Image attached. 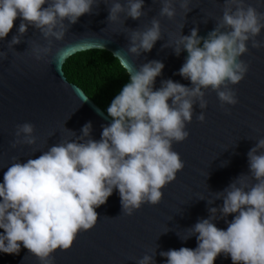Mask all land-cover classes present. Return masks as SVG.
<instances>
[{
  "label": "clouds",
  "instance_id": "1",
  "mask_svg": "<svg viewBox=\"0 0 264 264\" xmlns=\"http://www.w3.org/2000/svg\"><path fill=\"white\" fill-rule=\"evenodd\" d=\"M101 0H0V39L8 36L19 17L17 34L8 42L13 48L22 42L29 25L37 29L46 44L33 42L31 54L44 60L53 52L54 41L65 38L72 24L93 12ZM159 16L173 19L176 0H160ZM108 23L121 22V14L140 19L145 15V0H112ZM191 0H179L187 14ZM44 5H47L44 7ZM67 21V23H66ZM183 29V28H182ZM175 36L163 47L173 48L179 56H188L179 75L191 81V87L166 79L153 90L165 65L152 60L128 70L129 82L107 108L112 123L103 126L101 139L91 138L92 124L82 127V134L51 146L38 158L17 160L7 168L0 183V251L19 254L21 242L40 264H54L57 249L68 250L81 231L92 229L99 219L96 208L105 204L114 189L119 190L122 213L132 215L143 204H159L162 189L176 179L185 167L173 144L183 142L190 133L186 125L194 116V105L208 107L204 89L216 92L221 107L236 105L238 97L231 85L242 81L249 63L241 57L252 48L264 47L258 40L264 29V12L246 0H224L223 15L207 37L198 27L190 35ZM128 52L139 57L150 52L162 39L160 19L153 17L144 30L132 29ZM202 43V46H201ZM63 49L56 56L63 55ZM7 53L0 52V59ZM171 99V103H169ZM196 119L204 122V111ZM30 122L18 124L12 146L34 145L37 137ZM264 138L258 140L248 155L249 173L238 176L222 192L223 204L210 207V216L191 228L198 246L162 251L166 264H214L221 253L233 264H264ZM214 202V201H213ZM213 202L208 203L212 204ZM237 213L227 229L214 223ZM219 214V215H218ZM192 235V236H194ZM191 236V237H192ZM190 238V237H189ZM153 255L145 254L138 264H155Z\"/></svg>",
  "mask_w": 264,
  "mask_h": 264
},
{
  "label": "water",
  "instance_id": "2",
  "mask_svg": "<svg viewBox=\"0 0 264 264\" xmlns=\"http://www.w3.org/2000/svg\"><path fill=\"white\" fill-rule=\"evenodd\" d=\"M107 3L110 5L112 0ZM246 3L264 12V0H246ZM161 6L160 0H145L146 14L140 19L121 14V22L113 24L108 23V5L101 0L91 14L82 15L71 25L63 40L54 41L52 54L44 60H36L31 54L33 42L47 43L31 25L21 43L8 47L21 22L19 17L16 19L8 36L0 39V52L7 53L6 59H0V183L7 168L17 160L26 162L29 158H38L51 146L74 140L70 130L80 136L82 127L91 122V138L98 141L103 126L112 123L113 118L65 75V62L78 52L107 50L119 61L124 59L130 71L133 65L159 60L165 67L156 78L153 90H158L166 79L191 87V81L178 74L187 51L177 56L173 48L163 45L180 35L182 28V35H190L191 29L198 27V34L207 37L223 15L224 0H191L192 10L187 14L176 0L173 19L159 16ZM153 17L161 21L162 39L150 52H143L139 57L129 53L131 30H144ZM257 39L264 41V29ZM248 47L249 51L241 59L249 63V71L242 81L231 85L238 103L226 106L230 113L221 107L216 92L211 89H204L208 100L206 109L201 110L198 104L193 106V120L186 125L189 137L173 144L185 167L162 189L161 202L145 203L132 215H126L122 213L119 190L114 189L107 202L96 208L97 224L88 231H81L70 249H57L53 253L54 264H138L145 254L155 256V264H166L167 258L160 255L162 251L198 246L189 228L208 218L210 207L219 208L223 204L217 192H222L241 174L249 173L247 153L264 138V47L252 48L251 41ZM59 49L64 50L63 55L56 56ZM201 111L206 116L204 122L196 119ZM25 122L35 126L33 134L37 141L34 145L13 147L16 126ZM208 201L214 202L209 204ZM236 214L214 223L226 230ZM3 232L4 229H0V233ZM0 264L40 262L21 242L19 254L0 251ZM214 264H233V261L229 255L221 253Z\"/></svg>",
  "mask_w": 264,
  "mask_h": 264
},
{
  "label": "trees",
  "instance_id": "3",
  "mask_svg": "<svg viewBox=\"0 0 264 264\" xmlns=\"http://www.w3.org/2000/svg\"><path fill=\"white\" fill-rule=\"evenodd\" d=\"M64 71L68 80L83 88L107 114L112 99L129 82L119 59L103 49L78 52L65 62Z\"/></svg>",
  "mask_w": 264,
  "mask_h": 264
}]
</instances>
